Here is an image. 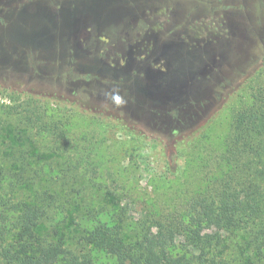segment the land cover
I'll return each instance as SVG.
<instances>
[{
  "label": "rangeland",
  "instance_id": "1",
  "mask_svg": "<svg viewBox=\"0 0 264 264\" xmlns=\"http://www.w3.org/2000/svg\"><path fill=\"white\" fill-rule=\"evenodd\" d=\"M260 69L264 0H0V150L88 168L68 180L87 183L82 199L105 204L129 240L181 218L219 174L234 107ZM54 119L68 120L67 143L43 126Z\"/></svg>",
  "mask_w": 264,
  "mask_h": 264
},
{
  "label": "trees",
  "instance_id": "2",
  "mask_svg": "<svg viewBox=\"0 0 264 264\" xmlns=\"http://www.w3.org/2000/svg\"><path fill=\"white\" fill-rule=\"evenodd\" d=\"M245 84L250 91L246 89V100L242 95L234 107L219 174L188 199L181 218L143 225L129 240L121 226L107 218L112 214L105 204L82 199L87 183L68 180L88 168H55L46 162L33 166L26 151L1 149L0 260L98 264L96 254L102 253L112 264H264V70H257ZM30 109L35 121H41L40 107ZM50 121L43 126L57 131L56 141L67 143L68 120ZM222 231L242 241L232 245ZM179 235L186 237L182 253L173 246Z\"/></svg>",
  "mask_w": 264,
  "mask_h": 264
},
{
  "label": "water",
  "instance_id": "3",
  "mask_svg": "<svg viewBox=\"0 0 264 264\" xmlns=\"http://www.w3.org/2000/svg\"><path fill=\"white\" fill-rule=\"evenodd\" d=\"M168 93H171V91H170V92H168ZM167 96H170V94H167Z\"/></svg>",
  "mask_w": 264,
  "mask_h": 264
}]
</instances>
